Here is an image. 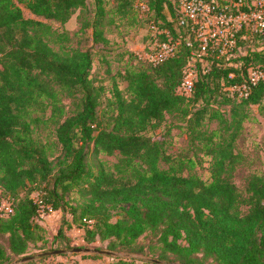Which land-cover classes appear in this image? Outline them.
<instances>
[{
    "label": "trees",
    "instance_id": "obj_1",
    "mask_svg": "<svg viewBox=\"0 0 264 264\" xmlns=\"http://www.w3.org/2000/svg\"><path fill=\"white\" fill-rule=\"evenodd\" d=\"M85 1L0 0V191L13 201V212L0 217V264H15L45 242L41 211L61 212L66 226L56 236L64 238L67 229L77 227L86 243L107 242L106 249L122 254L147 256L158 245L157 262L148 259L143 264H264V174L249 176L247 197L229 178L236 158L234 142L251 117L250 106L264 101V85L253 87L245 99L228 89L245 80L249 66L264 65V49H257L264 35L243 27L237 33L235 56L209 57L207 70L198 69L191 94L181 96L177 87L188 60L186 39L192 41L193 36L187 26L181 29L172 3L117 0L118 14L123 16L126 5L136 14L147 13L148 23L180 43L172 56L156 65L139 59L138 68L123 74L127 95L113 83L111 99L102 108L105 88L91 78V48L54 50L50 26L41 20L65 23ZM103 1L94 0L95 42L102 40ZM141 1L148 11L141 12ZM22 6L36 18H25ZM155 36L168 38L165 33ZM241 46H246L244 55ZM62 96L79 102L77 110L58 123L60 151L49 158V147L33 136L37 120L32 113L41 106L64 116ZM214 103L228 105V117ZM175 110L186 122L190 142L210 159L208 181L183 175L182 170L195 166V159L167 155L155 132L165 114ZM206 117L216 120L217 127L198 129ZM100 153L119 154L115 170L102 161L92 163ZM149 233L154 240L147 249L138 240ZM69 244L65 239V247ZM112 258L111 264L136 261Z\"/></svg>",
    "mask_w": 264,
    "mask_h": 264
},
{
    "label": "rangeland",
    "instance_id": "obj_2",
    "mask_svg": "<svg viewBox=\"0 0 264 264\" xmlns=\"http://www.w3.org/2000/svg\"><path fill=\"white\" fill-rule=\"evenodd\" d=\"M215 1L226 4L224 2L232 0ZM117 5V0L103 1L105 13L100 26L102 40L98 42L93 40L91 28V22L96 17L94 0H86L84 6L75 8L65 23L41 19L50 26L49 45L54 50H69L77 46L91 48L94 57L91 78L96 85L101 84L105 88L101 104L102 108L105 107L107 99H111L113 83L124 95H127L126 81L123 79V74L127 69L138 68L140 66L139 59L147 61L145 55L154 49V41L159 38L153 34L150 27L152 23H148V20L146 21V18L148 19L147 13L136 14L132 7L126 5L125 13L122 16L116 11ZM165 12L168 16L169 11L166 10ZM22 13L25 18H36L23 6ZM156 27L158 26L156 25ZM181 29L185 31L186 24L182 25ZM257 49H264V43L260 41ZM239 53L244 55L246 46H241ZM78 102V98L62 96L61 104L64 111V116L62 117H57V112L52 111L50 107L40 106V108L34 109L32 116L37 121L33 123V136L49 147V158H54L60 151V145L55 136L58 123L77 110ZM213 106L218 105L214 103ZM218 108L228 117V105H220ZM250 111L251 117L243 122L242 129L234 142L233 151L236 158L229 171V178L236 185L242 197H247L248 195L246 183L249 176L251 174H264V101L261 106H250ZM217 125L218 122L216 120L206 117L202 120L198 129L209 131L217 127ZM155 132L162 139L163 148L167 155L171 157L186 155L195 159V166L190 170H182L183 175L196 174L203 180L208 181L210 179V159L200 153L196 142L193 144L190 142L186 122L181 117L179 110L166 113L163 122L160 123ZM118 160V153L112 155L100 153L96 158L92 159V163L97 164L98 161H102L110 171H113L115 170L114 165L118 163ZM160 166L167 167V164L161 162ZM0 194H2L1 191ZM240 208L245 210L246 206H241ZM114 220L115 216L112 217V221ZM39 221L45 227V242L38 243L28 253L23 255V257L35 255V258L29 264H111L115 261L112 258L115 256L111 255L90 253L100 255V257L96 258L86 257L84 256L85 253H72L70 251L72 247L108 250L106 249L107 242L95 240L94 242L86 243L83 239V230L77 227L67 229L64 233V238L56 236L58 229L62 226L65 230L66 226L62 224L60 211H41ZM65 239L70 241L68 248L65 247ZM153 240L154 238L149 233L146 236H141L138 242L149 249L150 247L147 245L148 243L152 244ZM157 247L158 245L153 248L155 249L154 254L151 253L147 256L134 252L128 253V255L136 259L135 264H143L142 260L157 259L156 256L159 252ZM55 249H65L66 251L61 255L37 256L39 253ZM116 253L118 256L122 254L121 252ZM19 261L20 258H17V263L15 264L24 263ZM160 261L163 264L172 263L168 260Z\"/></svg>",
    "mask_w": 264,
    "mask_h": 264
},
{
    "label": "built area",
    "instance_id": "obj_3",
    "mask_svg": "<svg viewBox=\"0 0 264 264\" xmlns=\"http://www.w3.org/2000/svg\"><path fill=\"white\" fill-rule=\"evenodd\" d=\"M175 9V19L181 25L187 26V32L193 36L187 38L186 46L189 48L188 60L183 70L182 79L177 87L181 96H189L198 75L199 67L206 71L208 58L226 57L236 54L237 33L244 27L252 32L264 35V0H252L249 4L243 0H232L220 5L215 0H169ZM246 6L247 10L242 7ZM141 12L148 11L145 2H138ZM153 34L165 33L166 40L157 38L154 49L145 55L148 62L156 65L172 56L180 39H173L166 30H161L151 24ZM244 38V36H243ZM252 42V40H251ZM194 43V44H193ZM264 43V36L261 40ZM238 51V49H237ZM258 84L264 85V65L254 64L246 69V78L239 84L228 89L236 94L238 99L249 96L251 89ZM13 212V201L0 194V217L6 218ZM91 225L92 221H86Z\"/></svg>",
    "mask_w": 264,
    "mask_h": 264
},
{
    "label": "water",
    "instance_id": "obj_4",
    "mask_svg": "<svg viewBox=\"0 0 264 264\" xmlns=\"http://www.w3.org/2000/svg\"><path fill=\"white\" fill-rule=\"evenodd\" d=\"M65 249H56L48 252H42L37 254V256H45V255H61L65 252ZM72 253H98V254H105V255H111L117 257L118 254L113 251L109 250H103V249H97V248H90V247H72L70 250ZM121 257H129L128 254H120ZM35 258V255H28L24 256L20 259V263L31 261ZM154 262H157L155 259H153ZM13 264V263H12ZM173 264H184L180 262H174Z\"/></svg>",
    "mask_w": 264,
    "mask_h": 264
}]
</instances>
